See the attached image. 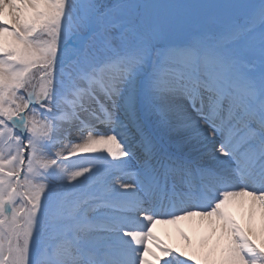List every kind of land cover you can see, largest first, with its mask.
Instances as JSON below:
<instances>
[{
  "label": "snow or ice",
  "instance_id": "obj_1",
  "mask_svg": "<svg viewBox=\"0 0 264 264\" xmlns=\"http://www.w3.org/2000/svg\"><path fill=\"white\" fill-rule=\"evenodd\" d=\"M257 212L264 0H0V264H264Z\"/></svg>",
  "mask_w": 264,
  "mask_h": 264
},
{
  "label": "bare ground",
  "instance_id": "obj_2",
  "mask_svg": "<svg viewBox=\"0 0 264 264\" xmlns=\"http://www.w3.org/2000/svg\"><path fill=\"white\" fill-rule=\"evenodd\" d=\"M103 130V129H102ZM207 131V130H206ZM206 134H211V133H206ZM78 135V134H77ZM73 139H75V136L73 137ZM205 143L208 145V149L210 150L212 147V140L209 141H205ZM207 159V157H205ZM242 200H244L245 202L240 205L237 204L236 208H235V217L238 219V222H240L241 224H245L244 221L245 219L248 221L249 217H248V213H249V207H248V203H247V198H241ZM245 210L244 214L243 211ZM238 212H241V217H239ZM191 219L193 221V225H191L192 227L189 228L188 233H187V240L185 239L180 241L177 245H173V247H179L182 250H193V249H197V250H201V251H207L209 248L212 247V245L216 242L215 236H218V233H213L211 226L208 223V220L206 218H201L199 216H195V217H190L181 221H178L174 224L172 223H165L164 224V228L161 229L160 231H158V235L159 238L162 239L164 237H166L167 235H170L171 229L174 230V225H179L181 227V229L185 231V220H189ZM253 227L256 228V226L258 227V229L260 230V228L262 226H264V219L261 218L260 213L257 212L256 215L252 218L251 221ZM154 230L156 231V229L154 228ZM186 241V242H185Z\"/></svg>",
  "mask_w": 264,
  "mask_h": 264
},
{
  "label": "rangeland",
  "instance_id": "obj_3",
  "mask_svg": "<svg viewBox=\"0 0 264 264\" xmlns=\"http://www.w3.org/2000/svg\"><path fill=\"white\" fill-rule=\"evenodd\" d=\"M99 2H101V3H108V2H110V0H99ZM250 2L259 4V0H250ZM205 128L207 130L206 133H211V130L210 129H207V127H205ZM66 143H67V141H66ZM65 155H67V153H65ZM71 159H75V158L73 157ZM237 204H233L231 206V208H230V211L232 212V215L234 217H235V213L234 212H236L235 211V208L237 207L236 206ZM244 212H245V210L243 211V214H244ZM238 215H239V217H241V212H238ZM235 219L238 221V219L236 217H235ZM244 223L247 224L248 221L245 219ZM184 224H185V226H184L185 231H184V229L182 230L179 225H174V230H171L172 233L170 235H167L166 237H164L161 240H163L165 244H168V245H171V246L177 245L180 241H182V240L185 239V236L187 237L188 231H186V230H188L189 228L192 227L191 225H193V221L191 219L185 220ZM163 226L164 225H162V223H158L154 227H156L157 229H161ZM256 229H257V231H259V229H258L257 226H256ZM154 233H155L156 236H158L157 231H154ZM214 239L217 240V236H215ZM185 240L188 241L187 239H185Z\"/></svg>",
  "mask_w": 264,
  "mask_h": 264
}]
</instances>
